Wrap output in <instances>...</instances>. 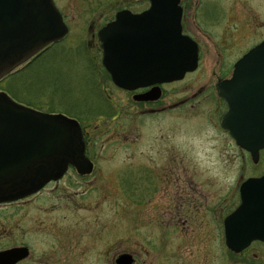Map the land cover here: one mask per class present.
Returning <instances> with one entry per match:
<instances>
[{
    "label": "rangeland",
    "instance_id": "1",
    "mask_svg": "<svg viewBox=\"0 0 264 264\" xmlns=\"http://www.w3.org/2000/svg\"><path fill=\"white\" fill-rule=\"evenodd\" d=\"M53 2L64 16L68 33L28 66L19 67L0 80V91L18 104L41 113L68 118L80 115L89 120L84 124L90 123L93 141L89 154L93 156L97 174L88 183L96 190L87 194L90 196L87 204L92 205L85 214L94 225L93 236L100 235L105 224L103 233L106 232L105 237L111 244V255L102 258L95 254L87 257L49 251L41 255L44 257L40 264H114L112 252L124 246L131 251L141 250L140 264H264V246L255 244L250 250L249 254L256 253L257 258H242L229 251L223 237L221 241L210 238L209 230L214 229L212 212L202 210L197 213L196 222L175 227L172 249L169 246L166 250V243L163 247V241H159L158 251H151L152 234L161 235L164 226L153 225L151 219L158 212L150 204L142 205L137 216L133 198L122 193L120 178L125 170L134 171L140 164L141 170L159 174L172 155V168L179 180L187 175L192 180L201 173V177H194L199 185L211 190L220 186L224 218L231 207L235 176L241 170L252 171V167H247V162L216 124L221 105L214 85L217 77L229 72L243 53L264 40V0H182L183 31L200 46L198 67L184 79L165 87L164 96L153 105L157 107L156 113L141 116L138 113H144L147 107L143 105L138 111L139 106H133L129 94L114 89L102 67L95 69L91 59L96 54L91 47L93 34L121 6L127 5V9L139 12L148 7L149 1ZM102 89L111 96L119 113L108 122L97 118L112 115L103 104ZM172 104L175 106L168 108ZM66 187L67 181L57 184L56 188L51 185L47 194L50 200L40 199L54 203L52 211L43 208L38 214L33 210L35 215H40L41 227L59 224L61 218L69 220L72 216L67 199L72 191ZM77 188L81 191L83 187ZM103 190L107 192L106 201L102 198ZM158 206L164 212V204ZM77 214L80 217L83 212L79 209ZM16 231L20 233L19 229ZM138 235L141 244L136 243Z\"/></svg>",
    "mask_w": 264,
    "mask_h": 264
},
{
    "label": "water",
    "instance_id": "2",
    "mask_svg": "<svg viewBox=\"0 0 264 264\" xmlns=\"http://www.w3.org/2000/svg\"><path fill=\"white\" fill-rule=\"evenodd\" d=\"M148 1L141 12L117 11L98 31L101 62L124 89L180 80L198 65V45L182 32L181 0ZM67 32L53 0H0V79ZM218 90L228 105L222 127L256 157L264 148V40L235 62ZM153 92L139 99L156 98ZM83 146L75 120L38 112L0 92V193L20 185L36 191L70 162L79 172L90 170ZM241 194V204L224 221L225 245L237 252L253 239L264 241V175L245 180ZM24 255L22 248L1 252L0 264ZM116 263L131 259L121 256Z\"/></svg>",
    "mask_w": 264,
    "mask_h": 264
},
{
    "label": "flooded vegetation",
    "instance_id": "3",
    "mask_svg": "<svg viewBox=\"0 0 264 264\" xmlns=\"http://www.w3.org/2000/svg\"><path fill=\"white\" fill-rule=\"evenodd\" d=\"M104 25L105 24H103L102 26ZM102 26H100V28ZM98 30L96 31V35L93 34V37H95L96 39L94 38V43L91 47V50L95 52L96 56L91 60L93 65H96V70L97 67H102L103 71L105 72L106 70L101 62L102 49L100 41L98 39ZM52 44H49L39 50L34 56H32L29 60H27L19 67L25 68L26 66H28L35 59L50 50ZM198 54L200 56L199 44ZM234 63L229 72L221 73L217 77L216 84L214 85V93L216 99H218L221 105L220 111L218 110L220 112L219 121H217L216 124L222 131V133H224V135L228 137L229 143L233 147V149L238 154H240V157L244 159L245 162H247V167H252V171L247 172V170H241L240 173L235 176L236 183L233 187H231V207L228 209L226 215L222 219V196L220 186L217 185V190H211L210 187L199 185L195 181V178L201 177V173H197V175L194 176L195 178L193 177L192 180H190L189 175H187L185 179L179 180L177 173H175L172 168V155H170L169 158L166 159L165 169H162L159 174H157L154 170L147 172L141 170V168L143 167L141 164L136 166V169L134 171L125 170L123 174L120 175L121 186L123 184L122 193L125 194L124 196H126L127 194V196L129 195L133 198V203L135 209L137 210V216L139 210L142 208V205L150 204L158 212L151 219L153 225L164 226L165 229L161 235L159 232L152 234V237L150 238L151 251H158L159 241H163V247L166 243V250H168L169 246L172 249V238L175 235V227L179 225L185 226L187 223L196 222V215L201 210L204 211V213L208 211L212 212L211 219L213 220L214 229L209 230L208 235L210 236V238H216L221 241V238L223 237L225 242L224 221L226 217L234 212L241 204V184L249 178H258L264 175V166H262L264 159V148L259 149L258 154L256 155V157H254L250 150L240 146L237 143L236 139L229 133V131L222 127V118L228 110V105L225 99L219 96L218 86L223 80L231 77ZM19 67L13 70L10 74L15 72ZM191 73L192 72L186 73L184 77ZM105 74L107 80L112 83L115 90H119L130 95L134 104L133 106H139L138 111L141 110V107L143 105L147 107L144 110V113H138L140 116L146 115V113H151V115L153 113H156L155 111L157 107H153V105L161 100V98L164 96L165 87L174 82L180 81L177 80L159 84L157 83L130 90L116 86L112 82L109 73L106 71ZM184 77L182 79H184ZM105 90H101V98L104 102L103 104L105 105V107L109 108L112 115L98 116L97 118L98 120L106 119L108 122L109 118L114 120V117L119 113L117 112L118 110L116 111L117 105L113 102L111 96L108 93H105ZM151 90L154 91V94L151 93L152 95H150L152 97L158 95L156 98L146 100L139 99V96L147 94L151 92ZM157 92L159 94H157ZM174 106L175 105L172 104L169 105L168 108ZM70 118L75 120L80 126L82 140L84 143V156L85 158H87L90 164V170L79 172L77 167L70 162L67 164L66 168L60 174V176L56 175L53 179H50L36 191L31 192L30 189L24 190V185H20L18 187H13L12 191L6 194L5 192L0 193V253L14 248H22L25 251V255L22 258L16 260L13 264H40L41 258L44 257L41 255L49 251L59 253L63 252L68 254H81L87 257L91 255L93 256L95 254L96 257L102 258H109L111 255V244L105 237L106 232L103 233V231H105V224H102L103 226L100 230V235L96 234L95 236H93L91 233V227L94 225L90 224V218L85 214L90 205H92V203L87 204V200L90 197L87 196V194L88 192L96 190V187H91L88 185V183L92 181L91 178H93V176L97 174V170L95 169V161L93 159V156L89 154V147L91 142L93 141V136H91L90 134V123L86 125L84 124L85 121L89 122V120H86L85 116L79 115L78 117ZM60 158H62V156ZM65 181H67L68 183V187L66 188H69L72 191L69 196L67 195L68 204H70V207L72 208L70 209L72 211V216L69 218V220H63L62 218L61 220L58 219L59 224L54 222L52 223L53 225H43L41 227L40 215H35L34 211L38 214L43 208L52 211L55 205L54 203H51L49 201L41 202L40 199L43 197L50 200L47 196L48 192L51 191V189H49L50 186L53 185V187L56 188L57 184L59 185L60 183ZM100 181L101 183L103 182L102 180ZM179 182L181 183V185L175 186V184H178ZM77 187L83 188L81 189V191H78L79 189ZM129 190L130 194L127 193ZM103 192L105 193V196L103 193L102 198L106 201L107 192L104 190ZM143 199H146L147 201H143ZM159 203L164 204V212L162 211L163 207L158 206ZM176 207H178V209ZM79 209L83 212L80 217L77 214ZM183 209L185 211L181 212V210ZM178 210H180L181 213ZM159 212L161 213L159 214ZM238 227V225L235 226L236 229ZM16 229H19L20 233L17 232ZM241 229L242 228H238V230ZM138 242L139 244H141L140 235H138L136 238V243L138 244ZM255 244L264 246V241L253 239L249 243V245L242 250L238 252L232 250L229 251L236 257L257 258L256 253H252V255L249 254L250 250ZM140 253L141 250L131 251L129 249H126L124 246L116 253L112 252V257L114 258V264H117L116 259L121 256H128L131 259L130 264H140V261L138 260V256L140 255Z\"/></svg>",
    "mask_w": 264,
    "mask_h": 264
},
{
    "label": "trees",
    "instance_id": "4",
    "mask_svg": "<svg viewBox=\"0 0 264 264\" xmlns=\"http://www.w3.org/2000/svg\"><path fill=\"white\" fill-rule=\"evenodd\" d=\"M129 5H132V4L130 3ZM126 7H129V6H127V5H123V6H121L119 9L126 8Z\"/></svg>",
    "mask_w": 264,
    "mask_h": 264
}]
</instances>
